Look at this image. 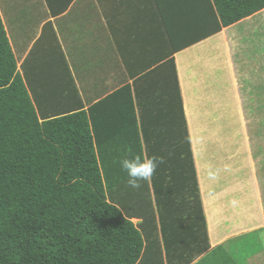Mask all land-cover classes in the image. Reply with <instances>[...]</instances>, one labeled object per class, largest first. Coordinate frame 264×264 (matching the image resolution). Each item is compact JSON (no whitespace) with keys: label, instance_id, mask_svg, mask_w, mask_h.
I'll return each mask as SVG.
<instances>
[{"label":"trees","instance_id":"16d2710c","mask_svg":"<svg viewBox=\"0 0 264 264\" xmlns=\"http://www.w3.org/2000/svg\"><path fill=\"white\" fill-rule=\"evenodd\" d=\"M71 1L0 0V264H238L210 249L173 55L264 0H147L142 56L108 18L111 41L83 10L48 20ZM105 36L111 81L90 58ZM129 149L166 161L140 189Z\"/></svg>","mask_w":264,"mask_h":264},{"label":"crops","instance_id":"0c3cea01","mask_svg":"<svg viewBox=\"0 0 264 264\" xmlns=\"http://www.w3.org/2000/svg\"><path fill=\"white\" fill-rule=\"evenodd\" d=\"M144 3L148 1L72 0L66 12L48 20L57 26L72 12L74 27L79 20L73 14L83 10L89 37L104 28L111 41L108 18L124 33L126 49L142 56L154 46L155 34L148 20L144 26V19L152 18V8L141 17ZM131 34H137L135 43ZM104 39V52L90 58L102 62L104 79L111 81V70L122 64ZM173 57L210 249L222 245L226 250L229 242L264 228V8Z\"/></svg>","mask_w":264,"mask_h":264},{"label":"clouds","instance_id":"9594fccd","mask_svg":"<svg viewBox=\"0 0 264 264\" xmlns=\"http://www.w3.org/2000/svg\"><path fill=\"white\" fill-rule=\"evenodd\" d=\"M163 156H146L134 154L130 149L119 161L120 167L127 173V185L133 189H140L142 182L150 181L158 167L164 164Z\"/></svg>","mask_w":264,"mask_h":264},{"label":"rangeland","instance_id":"374dc122","mask_svg":"<svg viewBox=\"0 0 264 264\" xmlns=\"http://www.w3.org/2000/svg\"><path fill=\"white\" fill-rule=\"evenodd\" d=\"M134 223L138 220L133 219ZM227 253L238 264H264V228L253 236H245L225 245Z\"/></svg>","mask_w":264,"mask_h":264}]
</instances>
